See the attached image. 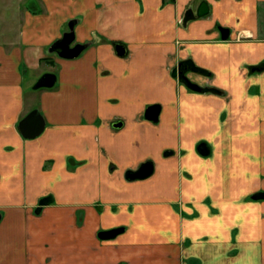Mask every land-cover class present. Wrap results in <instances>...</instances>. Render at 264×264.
<instances>
[{
  "label": "crops",
  "instance_id": "crops-1",
  "mask_svg": "<svg viewBox=\"0 0 264 264\" xmlns=\"http://www.w3.org/2000/svg\"><path fill=\"white\" fill-rule=\"evenodd\" d=\"M35 3L0 39V264H264V0ZM74 19L88 47L48 52ZM183 61L215 92L180 83ZM34 108L44 131L25 139Z\"/></svg>",
  "mask_w": 264,
  "mask_h": 264
},
{
  "label": "water",
  "instance_id": "water-1",
  "mask_svg": "<svg viewBox=\"0 0 264 264\" xmlns=\"http://www.w3.org/2000/svg\"><path fill=\"white\" fill-rule=\"evenodd\" d=\"M191 14L190 15H184L183 17V24H186V22L190 19H196L205 16L208 13V4L206 2H201L196 9V11L193 13L190 9ZM76 23V20H71L68 23V31L64 32L62 34V37L52 43L50 47L48 48V52L56 53L59 57L65 58V59H73L76 58L81 54L83 50H85L89 43L84 44H73L75 34H74V25ZM222 37L226 38L228 36L229 31L227 29H220ZM114 50L118 56H123L126 52L125 46L121 43L114 42L113 43ZM186 66L183 68L182 67ZM264 67L261 66L259 68L262 69ZM193 72L201 75H206V72L196 66H194L190 61H183L180 64H178L177 68L173 70L172 75L177 76L178 80L185 85L188 89L196 92H215L214 88L203 86L200 87L198 84L190 81L188 77L185 75L186 72ZM56 81V77L53 74L46 73L43 74L34 84L33 89H39L43 87L50 88L54 86ZM159 108L152 107L147 113L146 116L150 118V120H157ZM114 128L121 127L120 122H116L112 125ZM45 127V120L42 116V114L37 109L30 110L17 124L18 131L20 135L25 139H33L37 136H39L43 131ZM198 150L201 155H207L208 151L206 149V146L204 144H201L198 146ZM153 171V165L151 163H145L140 167L139 170H137L133 175V179H145L149 177L152 174ZM264 196V194L262 195ZM40 208L37 209V213L39 212ZM122 229H112L109 231H102L98 234V236L101 239H109L120 233Z\"/></svg>",
  "mask_w": 264,
  "mask_h": 264
},
{
  "label": "rangeland",
  "instance_id": "rangeland-1",
  "mask_svg": "<svg viewBox=\"0 0 264 264\" xmlns=\"http://www.w3.org/2000/svg\"><path fill=\"white\" fill-rule=\"evenodd\" d=\"M10 1H11V5L7 6V4L10 3ZM17 1H20V2H17ZM23 1L24 2H21V0H5L4 2H2V0H0V39H1V36H2L3 32L5 31V29L11 28L10 31H12V33H14V31L17 27L18 22L16 19H7L8 12L10 15L18 14L19 13L18 12L19 6L22 7V3H23V7L27 6L29 9L30 8H33V9L37 8L38 10L42 9V6L40 7V6H38L37 3H35L36 0H32L34 2H30L31 0H23ZM71 8H74V7L71 5ZM55 71L57 72V69ZM31 104H33V103H31ZM37 110H39V109H37ZM40 198L41 199H38V201L36 203L37 206H36L35 212L37 211V209L45 206L46 202L49 201V199H50L49 195H44Z\"/></svg>",
  "mask_w": 264,
  "mask_h": 264
},
{
  "label": "flooded vegetation",
  "instance_id": "flooded-vegetation-1",
  "mask_svg": "<svg viewBox=\"0 0 264 264\" xmlns=\"http://www.w3.org/2000/svg\"><path fill=\"white\" fill-rule=\"evenodd\" d=\"M203 2V1H202ZM205 2V1H204ZM201 3V2H200ZM199 3V4H200ZM199 6V5H198ZM198 8V7H197ZM196 8V9H197ZM192 10V9H191ZM196 11V10H195ZM194 10H192V12L194 13L195 12ZM208 11H209V7H208ZM191 14V12H190V9H188L186 12H185V15H190ZM186 66H183L182 67V71H183V68H185ZM177 68V67H176ZM186 76L188 75V72H186V74H185ZM177 77V76H176ZM188 77V76H187ZM178 78V77H177ZM188 79L190 80V81H192L189 77H188ZM180 82V81H179ZM193 82V81H192ZM181 83V82H180ZM202 144H204L205 146H206V149H207V151H208V153H209V149H208V147H207V145L205 144V143H202ZM264 193H260L259 195H257V196H261L262 198H264V196H262Z\"/></svg>",
  "mask_w": 264,
  "mask_h": 264
},
{
  "label": "trees",
  "instance_id": "trees-1",
  "mask_svg": "<svg viewBox=\"0 0 264 264\" xmlns=\"http://www.w3.org/2000/svg\"><path fill=\"white\" fill-rule=\"evenodd\" d=\"M54 75V74H53ZM53 87V86H52Z\"/></svg>",
  "mask_w": 264,
  "mask_h": 264
}]
</instances>
